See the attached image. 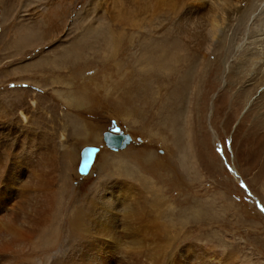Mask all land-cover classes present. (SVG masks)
<instances>
[{
    "label": "rangeland",
    "instance_id": "obj_1",
    "mask_svg": "<svg viewBox=\"0 0 264 264\" xmlns=\"http://www.w3.org/2000/svg\"><path fill=\"white\" fill-rule=\"evenodd\" d=\"M88 1L0 0L1 149L25 169L37 147L29 140L48 141L63 241L96 189L125 180L155 195L175 244H200L229 264H264V143L241 141L264 116V60L247 55L249 70L236 76V63L229 76L245 48L264 53L262 23L233 53L226 41L201 53L189 35L203 31L208 14L130 13L115 23L85 13ZM113 123L132 137L123 149L104 142ZM84 145L99 147L86 175L78 171Z\"/></svg>",
    "mask_w": 264,
    "mask_h": 264
},
{
    "label": "bare ground",
    "instance_id": "obj_2",
    "mask_svg": "<svg viewBox=\"0 0 264 264\" xmlns=\"http://www.w3.org/2000/svg\"><path fill=\"white\" fill-rule=\"evenodd\" d=\"M85 13H100L97 21L108 15L107 19L115 23H126L131 18L130 13L208 14L203 31L191 27L194 33L189 35L201 53L215 49L224 41L226 52L233 53L241 40H251L260 33L256 23H262L264 30V0H89ZM252 13L255 14L249 22ZM116 43L110 31L109 45L118 47ZM242 51L244 54L230 63V79L236 63L240 65L236 76L249 70L251 66L241 61L247 55L250 59L264 60L262 51L248 48ZM229 87L232 88V84ZM248 128L250 132L243 135L241 141L247 146L251 142L263 144L264 116ZM29 141L37 147L33 158L26 161L25 169L14 158V151L0 147V264H229L226 255L209 259V250L200 244H175L170 222L161 218L158 201L153 202L155 195L148 196L146 188L142 192L137 185L125 180H115L112 185L106 183L96 189L86 207L71 215L68 231L72 236L66 240L64 237L63 241L64 232L59 224L56 225L54 217V179L49 175L46 162L49 143L38 138ZM131 141L130 135L124 146L110 148L123 149ZM29 146L26 142L23 149ZM93 162L85 174H80H88ZM261 172L264 176V161ZM96 200L101 206L97 205L95 211ZM75 239V246L70 249Z\"/></svg>",
    "mask_w": 264,
    "mask_h": 264
},
{
    "label": "water",
    "instance_id": "obj_3",
    "mask_svg": "<svg viewBox=\"0 0 264 264\" xmlns=\"http://www.w3.org/2000/svg\"><path fill=\"white\" fill-rule=\"evenodd\" d=\"M114 131V132H112ZM104 142L111 148H118L124 146L130 140V134L124 132L116 123L109 130L103 132ZM98 146L84 145L80 150V160L78 170L80 173H86L94 160Z\"/></svg>",
    "mask_w": 264,
    "mask_h": 264
}]
</instances>
